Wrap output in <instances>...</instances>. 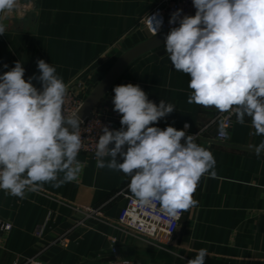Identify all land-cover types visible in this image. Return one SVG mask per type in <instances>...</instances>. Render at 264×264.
Returning a JSON list of instances; mask_svg holds the SVG:
<instances>
[{"label": "crops", "instance_id": "crops-1", "mask_svg": "<svg viewBox=\"0 0 264 264\" xmlns=\"http://www.w3.org/2000/svg\"><path fill=\"white\" fill-rule=\"evenodd\" d=\"M160 1L17 0L3 21L8 28L0 35V75L20 61L25 80L39 76L37 60L43 59L84 101L126 50L152 36L144 17ZM189 81L174 70L162 44L130 62L95 107L111 115L113 88L131 83L157 105L162 99L176 108L150 126L184 130L188 124L190 131H202L197 142L213 153L216 176L201 177L193 194L198 203L185 211L173 239L153 240L119 227L126 195H133L130 177L97 168L95 158L79 153L86 164L75 182L45 183L24 199L0 190V218L12 225L0 232V264L29 257L45 264H108L111 237L133 264H187L202 248L205 264H264V152H254L264 137L254 135L250 120L241 125L234 117L227 140H216L219 112L187 102ZM32 83L41 89L38 80ZM120 119H114L115 130Z\"/></svg>", "mask_w": 264, "mask_h": 264}, {"label": "clouds", "instance_id": "clouds-1", "mask_svg": "<svg viewBox=\"0 0 264 264\" xmlns=\"http://www.w3.org/2000/svg\"><path fill=\"white\" fill-rule=\"evenodd\" d=\"M192 2L195 15L182 16L181 9L171 14L169 23L179 26L170 29L164 44L174 70L190 76L187 102L234 114L241 125L247 118L254 135L264 137V0ZM16 7L17 0H0V35L8 28L6 14ZM162 23L152 15L146 26L156 36ZM37 67L40 75L28 80L20 61L0 75V190L20 199L45 183L60 187L77 181L86 164L78 159L83 120L64 114L67 85L43 59ZM113 92L121 128H101L96 167L123 172L140 204L155 208L158 203L164 215L180 219L197 205L193 194L201 177L216 176L213 153L197 142L200 131L186 135L173 126H150L176 110L172 103L161 99L157 105L131 83ZM218 131L227 135L222 124ZM254 152L257 157L264 152V139ZM207 255L199 249L187 264H205Z\"/></svg>", "mask_w": 264, "mask_h": 264}, {"label": "built area", "instance_id": "built-area-1", "mask_svg": "<svg viewBox=\"0 0 264 264\" xmlns=\"http://www.w3.org/2000/svg\"><path fill=\"white\" fill-rule=\"evenodd\" d=\"M181 9V15H195L196 9L193 6L192 0H161L154 9L144 17V23L146 25L148 16L156 15L158 18H162V27L157 33L171 29L177 24H170L169 20L171 14L176 10ZM147 27V26H146ZM150 32V31H149ZM151 33V32H150ZM151 35H153L151 33ZM68 94L64 105V114L71 116L81 106L83 99L81 95L74 89L72 83L67 84ZM91 116L85 117L80 127V134L82 140V148L79 153H85L86 155L95 158L96 143L99 135H101V128L108 126L110 129H115L114 119H119L121 114L114 111L111 115L107 114L101 109H95ZM234 114L231 113H218L216 120L221 124L227 131L226 136L219 135V131L216 134V140L226 141L229 136V131L234 122ZM186 135H195L199 131H190L184 129ZM202 131H200L201 137ZM185 211L180 214V219H172L164 215L160 211V206L157 203L156 207H149L140 204L136 198L131 195H126V203L121 208L117 224L122 229L131 232L135 235L146 237L153 240L161 239H173L175 231L178 229L183 219ZM12 227L9 221L0 218V232L10 230ZM42 228L38 227L36 230L37 234H40ZM111 257L108 260V264H133V261L123 256L117 245L116 237H111ZM62 243H65L62 240ZM13 264H45L38 258H26L25 260H18Z\"/></svg>", "mask_w": 264, "mask_h": 264}, {"label": "water", "instance_id": "water-1", "mask_svg": "<svg viewBox=\"0 0 264 264\" xmlns=\"http://www.w3.org/2000/svg\"><path fill=\"white\" fill-rule=\"evenodd\" d=\"M32 10L33 7L29 5L27 12H31ZM178 26L179 25H176L175 27ZM169 31L170 29L161 31L157 33L156 36L152 35L150 38L126 50L115 63V65L111 68V70L107 73V75L100 81V83H98V85H96V87L91 91L87 98L82 102L81 106L75 114H77L81 119H84L87 116H91L96 105L103 98V96L116 81V79L121 75L123 70L129 65V63L139 55L162 44H165V36L169 33ZM127 250L131 249L127 248Z\"/></svg>", "mask_w": 264, "mask_h": 264}]
</instances>
